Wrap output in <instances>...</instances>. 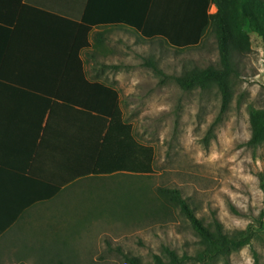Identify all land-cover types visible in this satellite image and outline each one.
Returning <instances> with one entry per match:
<instances>
[{"label": "rangeland", "instance_id": "rangeland-1", "mask_svg": "<svg viewBox=\"0 0 264 264\" xmlns=\"http://www.w3.org/2000/svg\"><path fill=\"white\" fill-rule=\"evenodd\" d=\"M105 35L99 50L94 45L98 56L86 63V71L89 78L117 85L137 139L154 148V173L77 182L30 222L29 214L0 238V264H127L126 253L140 264H154L153 257L164 255L165 247L179 256L194 254L199 238L179 210L158 196L159 187L179 188L199 218L207 224L219 219L229 234L251 226L255 238L233 252L229 264H264L259 178L264 173V144L247 145L249 107H264L262 39L249 32L252 51L237 62L232 99L221 112L216 88L185 91L175 81L186 69L219 63L211 29L198 46L184 50L162 40L146 41L125 27L107 28ZM149 61L162 73L147 65ZM140 190L146 194L141 207L126 216V195ZM96 205L101 216L91 218ZM66 249L72 251L67 254Z\"/></svg>", "mask_w": 264, "mask_h": 264}, {"label": "trees", "instance_id": "trees-1", "mask_svg": "<svg viewBox=\"0 0 264 264\" xmlns=\"http://www.w3.org/2000/svg\"><path fill=\"white\" fill-rule=\"evenodd\" d=\"M110 27L129 28L146 41L162 40L176 50L198 46L211 29L219 63L186 69L175 81L185 91L216 88L224 112L232 99L231 79L238 74L237 62L252 51L249 32L262 39L264 51V0H0V89L41 94L22 97L39 115L49 113L43 142L48 133L61 130V120L56 118L59 107L64 109L62 152H53L50 165L37 162L40 148L29 169L0 159V167L50 185L45 192L37 191L52 198L46 200L55 199L79 181L93 184L111 175L154 173V148L137 139L125 118L120 91L89 78L86 71V63L98 56L94 45L101 48L107 39L105 29ZM147 65L162 73L154 63ZM249 123L247 145H263L264 107H249ZM259 178L264 192V173ZM157 192L189 222L199 248L192 255L179 256L165 247L164 255L153 257L154 264H218L220 260L229 264L230 255L250 245L256 236L251 226L229 234L217 218L205 223L179 188L159 187ZM145 195L141 190L128 192L126 216L134 215ZM96 209L97 205L91 218L101 216ZM107 209L113 214L110 204ZM7 227L0 226V235ZM123 256L127 264H140L137 257Z\"/></svg>", "mask_w": 264, "mask_h": 264}, {"label": "crops", "instance_id": "crops-1", "mask_svg": "<svg viewBox=\"0 0 264 264\" xmlns=\"http://www.w3.org/2000/svg\"><path fill=\"white\" fill-rule=\"evenodd\" d=\"M112 85L118 89L115 83ZM0 95V109H2L0 113V159L29 169L30 162L36 161V151L40 148L41 154L37 162L43 167L50 165L53 152L58 149L60 153L62 152V144L59 143V139L63 136L61 132L64 130L63 125L66 122L64 120L62 125L64 109L59 107L61 109L59 118H56V120H61L59 128L61 130L48 133L46 141L43 142L42 137L49 113L39 115L33 108L30 109L33 107L32 104L22 97V95H33L36 98L41 94L36 91L4 87L0 89ZM111 176H106L104 179ZM49 187L51 186L28 176H21L14 171L0 167V226H8L0 238L20 222L26 221L29 214L28 221L30 222L44 210L46 202L50 203L57 198L51 200V197L39 193L40 190L44 192ZM46 198H51L48 199L51 201L49 202ZM24 225L26 226V224ZM24 225L22 226L25 227Z\"/></svg>", "mask_w": 264, "mask_h": 264}]
</instances>
